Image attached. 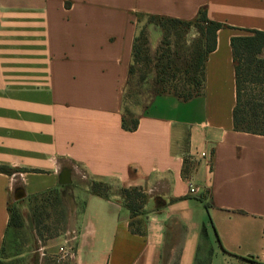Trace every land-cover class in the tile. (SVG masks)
Returning a JSON list of instances; mask_svg holds the SVG:
<instances>
[{"label":"crops","instance_id":"1","mask_svg":"<svg viewBox=\"0 0 264 264\" xmlns=\"http://www.w3.org/2000/svg\"><path fill=\"white\" fill-rule=\"evenodd\" d=\"M201 7L228 27L203 93L155 96L124 130L135 15L190 20ZM239 30L264 31V0H0V166L13 171L0 172V251L8 207L59 189L65 229L38 264L56 245L72 252L66 264H264V136L232 124ZM88 180L141 190L145 213L90 194Z\"/></svg>","mask_w":264,"mask_h":264},{"label":"trees","instance_id":"2","mask_svg":"<svg viewBox=\"0 0 264 264\" xmlns=\"http://www.w3.org/2000/svg\"><path fill=\"white\" fill-rule=\"evenodd\" d=\"M136 35L131 48V64L128 69L125 92L134 74L133 63H142L144 67L150 64L154 73L142 71L137 77V85H143L151 79L154 89L152 96L169 94L181 101H188L203 93L204 65L206 58L215 48L216 32L228 28L226 25L210 21L206 16V9H198L194 18L181 20L164 16L136 14ZM145 18L163 34L164 41L171 37L190 43L187 56L176 64V58H171L169 49L162 55L151 59L148 54L147 39L144 30L137 31L139 21ZM241 34L231 37L230 48L235 77V105L232 111L233 129L237 132L264 136V58L259 55L264 49V31L239 30ZM194 34L195 38L189 37ZM189 37V38H187ZM190 39V40H189ZM137 126V119L130 114L122 113V128L133 131ZM0 172L11 174L13 171L0 166ZM88 192L103 199L115 200L125 207L131 217L145 213L144 206L147 196L137 188H124L120 185L112 186L109 181L89 180L86 184ZM27 209L31 214L34 227L50 218L59 216L56 221L61 224L58 232L65 229L67 213L64 207V196L59 189H50L25 199ZM20 202V201H19ZM205 208L207 205L205 204ZM8 228L18 230L22 227L20 212L16 204L8 207ZM47 227H45V230ZM57 230V229H56ZM132 233L138 229L130 223ZM51 233L47 239H52L59 233ZM3 247L0 251L2 254ZM252 264H259L253 258H242ZM0 264H4L1 263Z\"/></svg>","mask_w":264,"mask_h":264},{"label":"rangeland","instance_id":"3","mask_svg":"<svg viewBox=\"0 0 264 264\" xmlns=\"http://www.w3.org/2000/svg\"><path fill=\"white\" fill-rule=\"evenodd\" d=\"M141 28L144 30L146 35L148 54L151 59H155L169 49L171 58H176V64L180 67L181 62L188 54L190 43L187 42L184 44L182 40L176 39L175 37H171L169 40L164 41L163 34L160 30L154 25L149 24L148 20L145 18H142L139 21L137 31ZM189 37L195 38L193 32L189 34ZM259 56L264 58V49ZM132 64L134 65V74L132 75V79L125 92V98L122 101V113L125 115L128 113L133 118H136L142 109L149 103L154 94L151 79L147 80V82L143 85L138 86L136 84L137 77L140 72L142 73V71H150L151 74H153L154 68L151 64L148 67H144L142 63L140 64V62H132ZM109 182L112 186H118V184L113 181ZM16 204L17 209L20 212L22 227L18 230L9 229L4 240L2 254L0 255V262L4 264H38V248L41 246L43 241L48 240V235L54 233V231L56 233L59 231L58 229L61 224L56 221V219H59V216H50L48 220L43 221L44 223L36 229L34 227L31 214L27 209V203L20 202L19 204L18 202ZM67 205L68 203L64 202L66 213L68 209ZM45 227H47L46 230ZM61 232L58 233L60 234ZM55 249L58 251L57 245L55 246ZM46 258L47 257H44L43 261L47 260ZM48 258L53 264H66L67 262V259L60 258L59 254ZM51 263L48 262L47 264Z\"/></svg>","mask_w":264,"mask_h":264},{"label":"water","instance_id":"4","mask_svg":"<svg viewBox=\"0 0 264 264\" xmlns=\"http://www.w3.org/2000/svg\"><path fill=\"white\" fill-rule=\"evenodd\" d=\"M58 182L60 185H66L70 183V170L64 169L60 172L58 176ZM21 192V195L15 197V201L20 200L24 197V194L22 193V190H19Z\"/></svg>","mask_w":264,"mask_h":264},{"label":"built area","instance_id":"5","mask_svg":"<svg viewBox=\"0 0 264 264\" xmlns=\"http://www.w3.org/2000/svg\"><path fill=\"white\" fill-rule=\"evenodd\" d=\"M200 156L205 158L206 154L204 152L200 153ZM189 193H194L195 189L193 188V186L189 185V189H188ZM58 254L60 256V258L62 259H70L72 257V252L66 248H64L63 246H60L58 248Z\"/></svg>","mask_w":264,"mask_h":264}]
</instances>
